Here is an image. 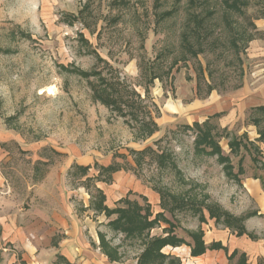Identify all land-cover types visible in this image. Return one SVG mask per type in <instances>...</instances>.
Returning a JSON list of instances; mask_svg holds the SVG:
<instances>
[{"label":"rangeland","instance_id":"374dc122","mask_svg":"<svg viewBox=\"0 0 264 264\" xmlns=\"http://www.w3.org/2000/svg\"><path fill=\"white\" fill-rule=\"evenodd\" d=\"M263 68L264 0H0V176L5 191L11 189L9 204L47 223L34 228L47 237L45 243L30 242L41 255L29 264H65L59 249L65 237L86 263L83 255H103L99 233L121 255L109 264H136L141 240L162 238L170 229L187 241L188 231L202 229L206 243L226 246L211 250L215 254L224 252L227 259L237 250L228 264L241 261L242 252L246 264H256L264 246V216H245L257 212L256 204L241 183L225 176L215 156L197 151L199 128L192 124L206 121L200 129L217 133L234 171L243 156L240 180L263 174L250 159L262 154L251 148L230 154L219 124L227 123L231 136L247 132L248 138L264 128L260 112L252 111L243 122L228 116V109H236V92L243 98L247 89L261 85ZM113 82L119 83L114 95L140 109L136 118L125 104L94 99L93 89L106 83L109 90ZM221 106L224 118L210 117ZM151 118L156 126L147 134L150 127L140 121ZM109 164L121 169L110 175L112 181H99V167ZM76 165L89 169L82 173ZM95 188L110 208L150 205L152 228L140 240L113 230L107 223L116 215L92 206ZM203 203L242 218L255 239L236 236L223 224L225 217L215 223ZM52 214L77 217L78 234L64 235L49 222ZM224 236L235 237L237 247ZM8 245L15 255L10 264H26L22 251ZM176 247L165 250L183 257L180 264H204L189 256L188 246Z\"/></svg>","mask_w":264,"mask_h":264},{"label":"trees","instance_id":"16d2710c","mask_svg":"<svg viewBox=\"0 0 264 264\" xmlns=\"http://www.w3.org/2000/svg\"><path fill=\"white\" fill-rule=\"evenodd\" d=\"M92 72L87 73V75H91ZM118 82L111 83V86L109 90L106 87V83L102 86H99V89H93V97L94 99H97L101 101L102 103H108L110 106L114 105H121L125 104L126 107H130L135 109L134 112H131V116L136 118L137 114L139 113L140 109L137 110L135 108V103H130V100L124 97L122 94H115L114 92H117L115 89V85H118ZM114 85V86H113ZM125 90V88H124ZM126 91V90H125ZM129 91V90H128ZM135 94L134 92H131ZM130 93V94H131ZM251 112L256 111L264 114V105H259L256 107L250 108ZM221 113H214L210 117H217ZM252 123L255 125L258 121L256 118H251ZM203 123H206L203 122ZM203 123L199 124L198 122H194L192 125L193 127L198 126L199 129H196L194 138L195 146L197 147V151L200 153L209 155V156H215L216 160L219 164L222 165V170L225 174V176L229 179H232L236 182L240 183L239 175L244 173V168L242 166L243 156L240 155L237 160V168L236 171H234V166L232 165L231 159L228 155L223 154L221 146L219 145V141L215 139L213 135H216L217 133L214 132V134H211V128H205L203 130L200 129ZM140 124L142 127H144L146 130L150 127L147 134L152 133L156 123L151 118L148 122H141ZM189 127V126H186ZM214 129H217L215 125L210 126ZM224 135L223 137L228 139L227 140V146L229 149L230 154H236L238 151L242 148L245 151H249L250 148L253 151H256L258 154H261V150L258 145L255 144V141H258L260 143L264 144V128L257 130L258 137L255 140H249L247 137V134L243 132L240 136H231L228 131L223 128ZM146 151V148L141 151H136L139 154L144 153ZM251 161L257 167L258 169L262 170L263 174L257 175L253 174L252 177L259 179L262 190L264 191V162L261 160L259 156L253 155L251 158ZM137 163L138 159L135 160ZM76 167L82 172L86 173L89 169V166H79L76 165ZM121 167L118 164H109L104 167H99V174L98 176L99 181H112L111 174L115 171L120 170ZM109 174V176H108ZM103 175H106V179ZM86 179H89V177H86ZM96 189V197L95 202L93 203V207L97 210L104 211L107 216H110L112 214H115V218L108 221V225L115 231H119L125 235L127 238H134V239H141L139 237H143L146 235V231L151 229L153 224L155 223V218H149L150 216V205H147L145 207H142L136 202L127 203L126 206H114L112 208L106 206L104 204L105 201V195L103 194L102 190L100 188ZM161 195V194H160ZM162 197V196H161ZM125 200V199H122ZM120 200V201H122ZM204 209L208 212V217L213 218L215 223L221 222V217H225L223 219V224L225 223V226L227 228H230L234 231L236 236L240 235H247L248 237L255 239V236L251 232H247L246 228L242 224V218L235 217L229 212L221 209L216 204H205ZM143 211V212H142ZM201 211V210H197ZM256 211H251L250 213H247L245 216H252L256 215ZM158 215V214H157ZM156 215V216H157ZM199 219L201 221L204 220V216L201 214L199 216ZM173 227L172 223L169 224V227ZM188 235L190 236V240H185L183 237L178 236L173 233L172 229L169 230V233L167 232L166 236L160 238L156 237L153 239H146L141 240L144 247L143 250L140 252L138 257L136 258V264H180V259L176 256H173L171 254H166L161 252V249L164 246H171L176 247L180 245H186L189 247V254L192 257L199 256L203 254L206 250H219L224 249L226 250V246H223L220 241H211L208 244H205L203 240V231L202 229H199L197 231H188ZM99 244L98 247L103 253V255L107 258L109 262H118L121 259V255L118 253L117 249L113 246H110L108 242L104 240V237L102 234L99 233L98 235ZM237 253L236 249H233L230 253L227 255V259L231 260L234 258L235 254ZM240 256H243L242 262L238 260L237 264H246V260H244V253H240ZM65 264H75L70 263L66 260ZM256 264H264V261L262 259H259Z\"/></svg>","mask_w":264,"mask_h":264},{"label":"crops","instance_id":"0c3cea01","mask_svg":"<svg viewBox=\"0 0 264 264\" xmlns=\"http://www.w3.org/2000/svg\"><path fill=\"white\" fill-rule=\"evenodd\" d=\"M260 73V83L261 85L253 86V89H247L246 95L242 98V92L238 91L235 93L234 97L237 96L239 98H234L235 107L236 109H228V113L233 120H241L242 122L245 121L247 116L251 113L250 108L256 107L259 105H264V68L261 69ZM222 109L215 110L214 113H221L220 120L224 118V112L226 109L222 107ZM216 109V108H215ZM249 112H248V111ZM218 111V112H217ZM227 113V114H228ZM239 118V119H238ZM232 120V121H233ZM222 128L228 127L227 123L220 122L219 123ZM245 131H247L245 129ZM247 133V132H246ZM248 134V133H247ZM255 135L253 138H249L255 140L258 136L256 130ZM248 136V135H247ZM261 146V147H260ZM260 149L262 150L261 160L264 162V144L260 143ZM241 186L245 191L247 197H249L254 204H256L257 214H262L264 216V191L262 190L261 183L259 179L253 178L251 175H245L240 180ZM10 188V187H9ZM5 191L4 184L1 180L0 176V264H10L15 262V255L9 252L10 245L8 244H15L19 250L22 251L21 259L25 261L26 264L31 263V258H36L41 255V251H38V246H33L32 249L30 248L32 243H45L46 240V232L42 230L41 234L38 231H34V228H45L47 223L45 222V217H38L35 219H30L27 212H23L20 209H14L13 206L9 204V198L7 197L8 191ZM54 213V212H53ZM53 217L49 218V222L53 224V226H58L61 228V232L64 235L70 234L71 236H76L78 234V227H79V220L75 216H71L69 218L59 216L58 214H52ZM55 221V223L53 222ZM54 234V233H52ZM51 234V235H52ZM53 236V235H52ZM228 240L231 247H237L234 245L235 237L232 239L226 238ZM65 241L67 243H65ZM215 241V240H214ZM205 242V241H204ZM209 241L208 243H210ZM227 242V241H226ZM205 242V244H208ZM60 254L67 259L70 263L75 264H109L107 259L101 254L97 256L96 254L89 253L88 257H83L86 259V263L80 261L82 257L79 258L80 253L76 252V247H72L71 242H68L67 237L65 240H61L59 243ZM166 248H170V246H166L162 249L164 253L166 252ZM172 249H177L171 247ZM220 251V250H219ZM89 252V251H88ZM216 251L206 250V252L201 256L190 257L198 259L201 257L204 264H228L225 254L219 255L218 253L215 254ZM261 259L264 260V246H262L261 251L256 253ZM171 255L178 257L181 260H184L183 257L178 256L174 252H171ZM29 259V260H28ZM83 259V258H82ZM255 259V258H254ZM183 262V261H182ZM115 264V263H113Z\"/></svg>","mask_w":264,"mask_h":264}]
</instances>
